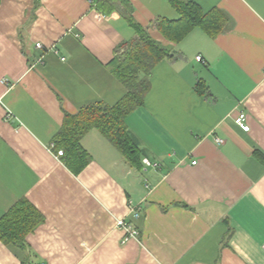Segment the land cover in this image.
I'll return each instance as SVG.
<instances>
[{
  "label": "crops",
  "instance_id": "0c3cea01",
  "mask_svg": "<svg viewBox=\"0 0 264 264\" xmlns=\"http://www.w3.org/2000/svg\"><path fill=\"white\" fill-rule=\"evenodd\" d=\"M174 1L229 22L215 36L195 26L168 39L156 20L180 19ZM127 4L172 53L126 118L142 164L92 129L82 139L89 163L76 173L51 145L66 112L126 94L109 63L137 37L127 5L105 13L91 0L37 9L0 0V218L22 198L44 217L26 252L0 239V264H264V0ZM119 218L139 233L127 239Z\"/></svg>",
  "mask_w": 264,
  "mask_h": 264
},
{
  "label": "trees",
  "instance_id": "16d2710c",
  "mask_svg": "<svg viewBox=\"0 0 264 264\" xmlns=\"http://www.w3.org/2000/svg\"><path fill=\"white\" fill-rule=\"evenodd\" d=\"M34 1V9H37L41 0ZM120 2L129 7L127 0H92L93 5L105 13L113 12ZM174 5L181 14L178 21L164 18L156 20L159 30L171 40H180L195 26H201L215 36L229 22L228 17L219 9L204 13L197 3L190 1H174ZM129 13L127 19L137 37L122 44L118 49L125 47V50L118 53L117 49L109 63L115 76L125 85L126 94L115 105L95 102L81 107L77 113L66 112L63 125L54 137V149L64 150L62 158L76 173L81 172L89 163L90 156L82 145V139L92 129H98L105 135L132 165L139 167L142 164V152L128 131L126 118L143 105L150 88L152 69L157 61L172 56V53L153 39L147 29ZM43 219L42 213L28 199L22 198L0 218V239L17 252L24 253L27 250V235Z\"/></svg>",
  "mask_w": 264,
  "mask_h": 264
},
{
  "label": "built area",
  "instance_id": "2783aa9c",
  "mask_svg": "<svg viewBox=\"0 0 264 264\" xmlns=\"http://www.w3.org/2000/svg\"><path fill=\"white\" fill-rule=\"evenodd\" d=\"M37 46L42 47V44L41 43H37ZM196 58H197V60H202L203 59L201 55H198ZM246 116L247 115L245 113L241 112L236 117L235 121L242 129H244L245 131H248L250 129V126L246 122ZM217 141L218 142H222L223 140L222 139H217ZM54 146H55V144L52 143L51 148H54ZM63 154H64V150L63 149H59L57 151V155H63ZM145 163L147 165H151L152 164L148 159L145 160ZM192 163L196 164L197 161H193ZM154 165L156 166V165H158V163H155ZM129 209H130V212L133 214L134 217H136V218L139 217L140 212H139L138 204H134L132 201H130ZM117 224H118V226L122 227L126 231L127 239L129 237H134V236H136L139 233V230L137 228H135L133 226V224H131L130 222H126L123 218H119L117 220ZM263 248H264V245H263Z\"/></svg>",
  "mask_w": 264,
  "mask_h": 264
},
{
  "label": "water",
  "instance_id": "95a60500",
  "mask_svg": "<svg viewBox=\"0 0 264 264\" xmlns=\"http://www.w3.org/2000/svg\"><path fill=\"white\" fill-rule=\"evenodd\" d=\"M125 50V47L118 49V53H122Z\"/></svg>",
  "mask_w": 264,
  "mask_h": 264
}]
</instances>
